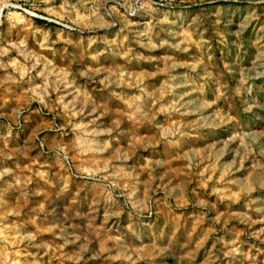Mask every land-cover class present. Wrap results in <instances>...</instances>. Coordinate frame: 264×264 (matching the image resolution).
<instances>
[{
    "label": "rangeland",
    "instance_id": "rangeland-1",
    "mask_svg": "<svg viewBox=\"0 0 264 264\" xmlns=\"http://www.w3.org/2000/svg\"><path fill=\"white\" fill-rule=\"evenodd\" d=\"M0 264H264V0H0Z\"/></svg>",
    "mask_w": 264,
    "mask_h": 264
}]
</instances>
